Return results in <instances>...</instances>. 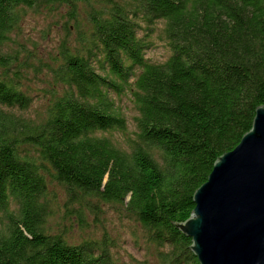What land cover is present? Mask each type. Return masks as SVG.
<instances>
[{"label":"trees","instance_id":"obj_1","mask_svg":"<svg viewBox=\"0 0 264 264\" xmlns=\"http://www.w3.org/2000/svg\"><path fill=\"white\" fill-rule=\"evenodd\" d=\"M59 1L92 0H0V209L9 222L0 264H117L108 236L76 244L50 231L52 183L81 220L114 203L140 222L158 264H200L176 223L191 216L195 190L264 105V0H107L88 8L89 26L70 10L56 62L47 63L57 93L36 122L9 111L31 106L16 76L33 55L2 46L24 9ZM138 12L147 24L165 20L166 62L145 57ZM126 90L138 112L134 133L112 97ZM115 131L125 148L105 134Z\"/></svg>","mask_w":264,"mask_h":264},{"label":"rangeland","instance_id":"obj_2","mask_svg":"<svg viewBox=\"0 0 264 264\" xmlns=\"http://www.w3.org/2000/svg\"><path fill=\"white\" fill-rule=\"evenodd\" d=\"M107 0H92L91 2L78 1L74 5L65 2L44 6L37 9H24L16 30L11 33L10 39L2 46V51L15 55L16 52L27 50V54L32 56L31 69L16 77L21 81L22 89L32 99L31 106L27 110L18 108L9 109L16 115L23 116L33 121L44 119L47 112V105L50 103L53 94L57 93L54 82L51 79V70L48 64L56 62L59 55L61 40L65 36L66 26L70 23L63 22L68 17L70 10L78 12L81 24L88 23L87 10L91 6L101 10L107 6ZM136 18L140 24L139 36L150 41L146 51V58L152 63H164L172 54L169 41L166 38V22L163 19L147 24L143 18ZM87 26V27H88ZM75 34L70 37L71 46L76 43ZM22 55V56H21ZM8 71L12 76L15 68L22 59L26 58L21 54ZM139 73V70H138ZM135 79V78H134ZM132 79V81H134ZM118 111L126 117L128 129L131 133L136 131L135 117L137 110L132 104L129 90L120 96L113 93ZM110 136L113 142L120 148H125L126 144L121 133L115 131L105 133ZM49 204L53 216L49 220V229L55 233H61L70 243H81L86 239H102L110 237L112 239L111 251L117 264H158V245L150 241L147 231L142 224L129 217L121 211V208L114 203L105 204L101 209L89 211L86 220H81L74 211H68L66 207V189L52 183L49 187ZM17 207L13 205L11 212H16ZM119 210V211H118ZM5 215L0 211V229L6 228Z\"/></svg>","mask_w":264,"mask_h":264},{"label":"water","instance_id":"obj_3","mask_svg":"<svg viewBox=\"0 0 264 264\" xmlns=\"http://www.w3.org/2000/svg\"><path fill=\"white\" fill-rule=\"evenodd\" d=\"M193 199L191 216L176 226L200 264H264V105Z\"/></svg>","mask_w":264,"mask_h":264},{"label":"clouds","instance_id":"obj_4","mask_svg":"<svg viewBox=\"0 0 264 264\" xmlns=\"http://www.w3.org/2000/svg\"><path fill=\"white\" fill-rule=\"evenodd\" d=\"M157 20H158V19H157ZM147 50H148V49H147ZM147 50H146V51H147ZM171 56H172V54H171ZM171 56H170V57H171ZM145 57H146V55H145ZM170 57H169V58H170ZM169 58H168V59H169ZM148 61H149V60H148ZM151 63H152V62H151ZM157 64H161V63H157ZM13 205H14V204H12V208H13ZM0 211L3 213V210L0 209ZM6 220H7V218H6ZM7 222H8V220H7Z\"/></svg>","mask_w":264,"mask_h":264}]
</instances>
